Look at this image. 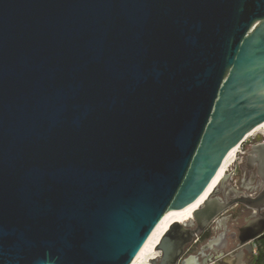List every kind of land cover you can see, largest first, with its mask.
<instances>
[{
    "label": "water",
    "instance_id": "95a60500",
    "mask_svg": "<svg viewBox=\"0 0 264 264\" xmlns=\"http://www.w3.org/2000/svg\"><path fill=\"white\" fill-rule=\"evenodd\" d=\"M263 123L264 0H0V264H132ZM215 188L148 264L219 220Z\"/></svg>",
    "mask_w": 264,
    "mask_h": 264
},
{
    "label": "flooded vegetation",
    "instance_id": "af4514ba",
    "mask_svg": "<svg viewBox=\"0 0 264 264\" xmlns=\"http://www.w3.org/2000/svg\"><path fill=\"white\" fill-rule=\"evenodd\" d=\"M264 143V135L254 139L247 145L243 153H239L237 165L226 173L216 186L211 199H220L227 210L185 249L179 264H188L192 258L195 264H254L256 254L254 247L262 240V236L252 240L247 247L241 240L252 235L261 228L264 220V208L252 209L240 201L245 198L256 199L264 192V185L259 176L258 164L252 159V146ZM250 222H258L254 229L245 230ZM180 223V222H177ZM184 229L194 232L198 229L195 219L184 221ZM259 227V228H258ZM194 253V255H193ZM158 257V256H157Z\"/></svg>",
    "mask_w": 264,
    "mask_h": 264
},
{
    "label": "bare ground",
    "instance_id": "6f19581e",
    "mask_svg": "<svg viewBox=\"0 0 264 264\" xmlns=\"http://www.w3.org/2000/svg\"><path fill=\"white\" fill-rule=\"evenodd\" d=\"M262 130L264 131V123L256 127L253 131H251L245 137V140L249 139L255 134H259ZM240 147L241 145H238L237 147L231 150V152L228 154L222 167L220 168L219 172L217 173V175L215 176L209 187L195 202L188 205L184 209L172 210L163 216V218L158 223V225L156 226V228L148 238L147 242L145 243V245L143 246L137 257L134 259L132 264H148L151 259H154L159 255V253H157L156 247L159 244L163 235L168 231L169 227L173 223L175 222L182 223L193 217L194 211L202 205V203L205 201V199L208 197L211 191L221 182L222 178L226 174V171L230 165V161L234 156H236V153L239 151Z\"/></svg>",
    "mask_w": 264,
    "mask_h": 264
},
{
    "label": "rangeland",
    "instance_id": "374dc122",
    "mask_svg": "<svg viewBox=\"0 0 264 264\" xmlns=\"http://www.w3.org/2000/svg\"><path fill=\"white\" fill-rule=\"evenodd\" d=\"M263 135H264V131L262 130L259 134H255L254 136H252V137H250L249 139H247V140H245V142L241 145V147L239 148V151L236 153V156H234L233 158H232V160L230 161V165H229V167H228V169H227V171H226V173H230V172H232L231 171V168L232 167H234V165H237V161H239V153H243L244 152V150H245V148L247 147V145L249 144V143H251V141H253L254 139H257V138H261V137H263ZM157 253H159V255H161V252H158L157 251ZM193 255H194V253H193Z\"/></svg>",
    "mask_w": 264,
    "mask_h": 264
},
{
    "label": "trees",
    "instance_id": "16d2710c",
    "mask_svg": "<svg viewBox=\"0 0 264 264\" xmlns=\"http://www.w3.org/2000/svg\"><path fill=\"white\" fill-rule=\"evenodd\" d=\"M254 264H264V236L258 244V254Z\"/></svg>",
    "mask_w": 264,
    "mask_h": 264
},
{
    "label": "built area",
    "instance_id": "2783aa9c",
    "mask_svg": "<svg viewBox=\"0 0 264 264\" xmlns=\"http://www.w3.org/2000/svg\"><path fill=\"white\" fill-rule=\"evenodd\" d=\"M243 143H244V142H243ZM243 143H242V144H243ZM242 144H240V145H242ZM254 252H255L256 255L258 254V247H257V246L254 247Z\"/></svg>",
    "mask_w": 264,
    "mask_h": 264
}]
</instances>
